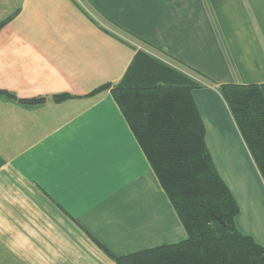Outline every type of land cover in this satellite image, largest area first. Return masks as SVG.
<instances>
[{"label":"crops","instance_id":"crops-1","mask_svg":"<svg viewBox=\"0 0 264 264\" xmlns=\"http://www.w3.org/2000/svg\"><path fill=\"white\" fill-rule=\"evenodd\" d=\"M141 43L202 80L211 160L264 246V184L218 91L264 84V0H0V264H117L186 238L111 94Z\"/></svg>","mask_w":264,"mask_h":264},{"label":"trees","instance_id":"trees-1","mask_svg":"<svg viewBox=\"0 0 264 264\" xmlns=\"http://www.w3.org/2000/svg\"><path fill=\"white\" fill-rule=\"evenodd\" d=\"M141 44L111 94L186 238L114 260L117 264H264V246L236 226L238 204L207 149L205 128L192 97L203 87L202 80L187 67L165 63L149 53L156 50ZM106 89L109 85L90 95ZM218 91L264 184V84L221 85ZM67 98L59 95L53 101Z\"/></svg>","mask_w":264,"mask_h":264}]
</instances>
